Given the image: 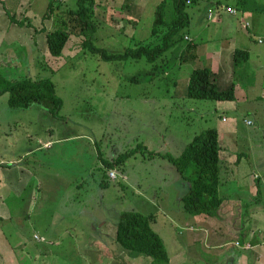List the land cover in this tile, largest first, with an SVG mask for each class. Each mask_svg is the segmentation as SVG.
Instances as JSON below:
<instances>
[{
    "label": "rangeland",
    "instance_id": "rangeland-1",
    "mask_svg": "<svg viewBox=\"0 0 264 264\" xmlns=\"http://www.w3.org/2000/svg\"><path fill=\"white\" fill-rule=\"evenodd\" d=\"M74 1L61 0L55 7L64 11ZM162 1L146 0L142 12L129 15L121 8L124 1L111 0L103 10L97 9L101 24L95 44L110 54L149 44ZM48 4V0L32 2L34 13L42 11L46 16ZM228 5L238 8L237 19L225 10ZM212 11L215 16L209 19ZM187 12L190 24L181 35L190 36L197 53L213 54L230 37L242 38L241 45L252 44L250 60L239 62L234 71L238 100L220 110L215 109V101L186 95L188 74L195 65H208L206 57L178 62L188 39L165 54L163 59L169 64L159 71H153L145 58L104 61L85 50L84 39L76 36L70 38L60 58L49 54L47 42V51L41 45L26 49L1 43L0 91L8 81L50 79L63 107L56 117L36 104L12 109L9 94L0 96V164L13 169L12 181L17 185L5 192L0 212V264H152L150 258L124 250L114 231L107 230L108 235L103 230V224L115 227L121 215L130 211L154 216L152 227L164 242L170 264H209L204 256L214 261L204 239L201 246L206 253L201 256L198 247L190 246L188 222L209 228L211 243L244 240L234 231L247 227L255 206L260 204L264 210V190L253 201L247 189L239 190L235 180H226L237 178L232 168L225 172V181L230 182L227 190H219L223 204L218 217L192 216L183 208L185 181L177 180L175 166L163 155L179 157L196 136L216 129L225 152L245 154L264 181V44H259L264 41V23L253 26L237 0H199ZM257 15L264 18L262 13ZM17 18L24 21V14ZM245 22L250 28L242 27ZM45 26L48 31L56 29L50 23ZM248 120L253 124H246ZM140 145L156 154L141 147L121 166L113 170L103 166L102 160L111 161ZM111 171L116 179L110 178ZM253 176H248V185L257 186ZM225 192L231 194L226 203ZM244 203L249 207H243ZM231 249L245 250L234 245ZM210 250L220 254L219 248L211 246Z\"/></svg>",
    "mask_w": 264,
    "mask_h": 264
},
{
    "label": "trees",
    "instance_id": "trees-1",
    "mask_svg": "<svg viewBox=\"0 0 264 264\" xmlns=\"http://www.w3.org/2000/svg\"><path fill=\"white\" fill-rule=\"evenodd\" d=\"M198 1L163 0L156 9V18L151 31L152 42L139 44L136 48H127L124 53L110 54L105 48L95 44V35L101 24L96 15L98 6L96 0H75L73 7H68L64 11L60 10V6L55 7L56 1L51 0L46 18L53 20V26L56 29L47 33L49 54L55 58L62 57L70 38L76 36L84 39L82 47L85 50L99 55L104 61H139L145 58L153 65V71H159L163 64H169L168 59H163L165 54L185 40L181 32L190 24L187 7ZM237 3L244 12L264 14V4L256 3L255 0H237ZM11 20L26 29L33 28L31 22L26 21L29 19L19 21L11 17ZM249 57L247 51L236 50L234 68L236 69L239 62L250 60ZM197 59V44L190 41L181 50L178 62L183 64ZM136 80V78L133 79V81ZM235 87L233 83L230 88L221 89L212 79V72L208 67L197 68L193 69L189 75L186 95L193 100L235 101ZM6 93L9 94V106L12 109H28L36 104L58 117L63 107V101L57 95L56 86L50 79L25 78L20 81H8L0 91V96ZM141 147L149 152L146 146L140 145L111 161L105 162L101 159L102 164L105 169L113 170L137 154ZM220 151L218 131L209 129L196 136L179 157L163 155L191 185L182 203L185 212L192 216L213 217L217 215L223 204V198L219 195L222 174ZM149 153L152 156L156 154ZM191 167L194 169L189 170ZM101 183L103 184L104 181ZM153 220V215H143L133 211L124 212L116 226L115 240L124 250L150 258L152 264H170L164 242L152 227Z\"/></svg>",
    "mask_w": 264,
    "mask_h": 264
},
{
    "label": "crops",
    "instance_id": "crops-1",
    "mask_svg": "<svg viewBox=\"0 0 264 264\" xmlns=\"http://www.w3.org/2000/svg\"><path fill=\"white\" fill-rule=\"evenodd\" d=\"M29 1L30 0H0V7L3 4L2 5L3 9L0 8V46H3L1 45L2 42H5V43L8 42L9 44L16 43V44H19L21 48H26V49L31 46L40 47L41 45L43 50L45 48V50L47 51L45 42H47V33L49 31L47 30V27L45 25L46 23L48 24L50 23L52 26L53 20L46 18L45 14L41 13L42 11L39 14L34 13V10H33L34 5L32 6V2L34 3L36 0H31L30 2ZM48 1L50 2V0ZM55 1L58 4H61L60 3L61 0H55ZM96 1L98 5L96 7V13H97V9L101 8L103 10L105 6H109L111 0H96ZM145 1L146 0H121V2L123 3L121 8L125 10L129 15H132L134 12H136L135 14H137L138 11L139 12L143 11V4ZM28 2H29V7H27ZM255 2L264 4V0H255ZM9 5L11 7H9ZM73 5L74 3L73 4L71 3L69 6L65 7V10L68 7H73ZM217 6L218 8L220 7L222 8V5L220 3ZM226 7H232V8L238 9L237 7L233 5H228ZM29 8H31L30 12L28 10ZM14 10H16L17 12L15 11V14L13 16L11 12H13ZM16 14L17 15L19 14V16H22L24 14V19L25 18L29 19L33 28L26 29L25 27H21L20 25L12 22L11 17L16 19L17 18ZM257 14H261V13L251 12V11L243 12L244 18H246L247 20L248 19L252 20L253 26L259 25L261 21H263L264 23V18L261 20ZM219 15L220 14H217V16ZM229 15H232V14H229ZM214 16H215V11L210 12L208 15L209 19H212ZM234 16L236 15H233L232 18L237 19ZM18 20L20 21V19ZM252 24H251V27H252ZM184 37L185 39L187 37L189 41H192L188 34H185ZM250 38H251V34H250ZM229 39L230 41L227 43L226 46L222 47L220 50L214 52L213 54H210L209 52H205V51L203 52L199 51L197 53L198 54L197 60H199V58H202V57L207 58L208 65L202 66V67H208L211 70L212 79L215 80V82L221 89H228L233 84V80L235 76L234 74L235 51L236 50L247 51L250 55V58L253 52L252 44L249 46L240 44V42L242 43V40H240L242 38L230 37ZM43 43L44 45H42ZM259 44H264V41ZM202 67L199 65H195L194 69L202 68ZM187 80L189 82V76L187 77ZM188 82H187V87H188ZM235 92H236V100L234 102L216 101L215 109L219 108L220 110V108H225V105H230V103H236L238 100L237 96L239 94L237 92L236 87H235ZM223 121H225V118H223ZM249 121H252L253 123V120H249ZM50 145H51V142H48L46 144V146H50ZM220 147H221L220 161L222 163L221 185L219 188L220 192L222 190H227L226 186L230 184V182L225 181V172H230L231 169L234 168L237 171V178L236 179L229 178L230 180L226 178V180L228 181L235 180L234 183L236 184V186L239 185L238 187L239 190L243 188L247 189L249 191V195L252 198V200L256 201L262 195V191L264 190L263 189L264 181H262L261 176L257 175L254 172V170L250 167L248 158L244 156L245 154L243 155L240 153L238 156H235L236 154L234 153L225 152V143H220ZM239 157L241 159H239ZM13 172H14L13 169H8L6 168V165L4 166L3 164H0V212H1L2 206L4 205L5 192L9 189L10 185H15V181H12ZM177 173L179 175V178L177 177V180L179 179V181L181 182L184 178L180 175L178 171ZM253 174L255 175L253 176ZM250 175L253 176L254 180H257L259 182L257 186H254L253 184L248 185L249 184L248 176ZM184 181L186 184L182 183V185L184 186V190H185V193H182L181 195L182 199L188 193L190 186H191L188 181H186L185 179ZM18 183L20 185L21 182H18ZM223 196L225 197L224 202L226 203L228 201V198L231 196V194L225 192V194L223 193ZM234 198H237L239 200L241 199V197H236V196ZM241 203L243 204V202ZM244 206L249 207L248 204H245V203L243 207ZM259 206L261 205L259 204L254 207L255 209H257V211H255V215L251 219V221L249 222L250 218H248V220L245 222V225H247L249 222L248 224L249 226L247 225V227H242V229L239 231H234L235 233H237L236 234L237 236H244L243 241L236 240L233 242L231 241L230 243L226 245L224 244L225 250H223L224 245L220 244L218 241L217 242L212 241L213 243H211L212 234L209 228H206V227L200 228V226L196 225L197 222H193V223L188 222V226L190 227L188 229L190 233L188 235L190 246L198 247L199 249L198 253L200 256L202 255L203 252L206 253V251L209 250L211 254L214 255V261L208 260L207 256H204V258L208 261L209 264H264V210H260L261 207ZM218 213L217 215L213 216V218H217ZM0 217L2 218L3 215H0ZM102 227L105 232H107L108 230L110 234H112V231H114V234L116 237V229H117L116 226L112 227L111 225L103 224ZM202 229H204L203 230L205 231L204 233L202 232ZM232 229L235 230L237 228L234 227ZM203 239H204V242H206L209 246L208 248L207 247L205 248L206 251L201 246V244L203 243ZM237 243H239V245H237ZM232 245H234L238 249L240 248V250L241 249H245V250H242L240 252L238 250H233L231 249ZM247 245H250L251 247L245 248ZM211 246L212 248H219L220 254H218V256H216V254L212 250H210Z\"/></svg>",
    "mask_w": 264,
    "mask_h": 264
},
{
    "label": "built area",
    "instance_id": "built-area-1",
    "mask_svg": "<svg viewBox=\"0 0 264 264\" xmlns=\"http://www.w3.org/2000/svg\"><path fill=\"white\" fill-rule=\"evenodd\" d=\"M225 10L227 11V13L232 14V15H237L239 13L237 9L232 8V7H225ZM243 27L245 29H248V28H250V24L248 22H245L243 24ZM186 39H188V38L186 37ZM246 123L248 125H252L253 124L252 121H247ZM110 177L112 179H116L117 178V175H116V173L114 171H112V172H110ZM237 245H238V243H237ZM250 247H251L250 245H247L245 248H250Z\"/></svg>",
    "mask_w": 264,
    "mask_h": 264
},
{
    "label": "clouds",
    "instance_id": "clouds-1",
    "mask_svg": "<svg viewBox=\"0 0 264 264\" xmlns=\"http://www.w3.org/2000/svg\"><path fill=\"white\" fill-rule=\"evenodd\" d=\"M112 179V178H111Z\"/></svg>",
    "mask_w": 264,
    "mask_h": 264
}]
</instances>
